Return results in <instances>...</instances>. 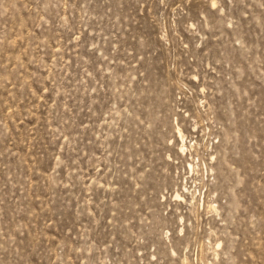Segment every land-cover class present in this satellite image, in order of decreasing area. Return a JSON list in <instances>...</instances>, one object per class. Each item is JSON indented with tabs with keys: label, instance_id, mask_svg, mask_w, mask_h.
<instances>
[{
	"label": "rangeland",
	"instance_id": "1",
	"mask_svg": "<svg viewBox=\"0 0 264 264\" xmlns=\"http://www.w3.org/2000/svg\"><path fill=\"white\" fill-rule=\"evenodd\" d=\"M0 264H264V0H0Z\"/></svg>",
	"mask_w": 264,
	"mask_h": 264
}]
</instances>
